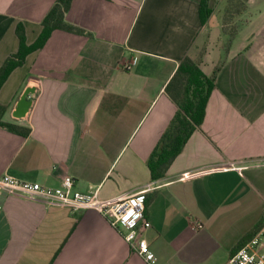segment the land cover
<instances>
[{
  "label": "crops",
  "instance_id": "0c3cea01",
  "mask_svg": "<svg viewBox=\"0 0 264 264\" xmlns=\"http://www.w3.org/2000/svg\"><path fill=\"white\" fill-rule=\"evenodd\" d=\"M53 2L0 0V67L18 49L16 24L31 44ZM199 3L71 0L64 19L85 33L53 30L0 87L3 121L28 129L0 127V177L55 188L69 175L73 191L104 200L149 186L141 238L154 264H223L264 210V27L235 25L228 36L229 1L209 0L204 23ZM184 57L205 75L215 71L214 87L201 127L152 180L147 159L177 110L165 88ZM27 87H35L32 105L16 119ZM0 203V264H150L96 209L11 191Z\"/></svg>",
  "mask_w": 264,
  "mask_h": 264
},
{
  "label": "trees",
  "instance_id": "16d2710c",
  "mask_svg": "<svg viewBox=\"0 0 264 264\" xmlns=\"http://www.w3.org/2000/svg\"><path fill=\"white\" fill-rule=\"evenodd\" d=\"M209 0H200L199 13L200 22L204 23L210 15V9L207 6ZM228 7L224 11L222 24H227V19L239 16L245 10L246 0H228ZM71 0H54L53 4L43 16L41 21L42 30L37 38L27 44L25 41V28L22 23H17L15 32L18 38V49L10 53L0 67V87L3 85L7 76L16 67L23 64L25 56L34 50L43 47L49 35L53 30H64L74 34H84L82 28L76 27L65 21L64 17L70 8ZM236 26L232 29H225L228 36H233L236 32ZM217 70V68L215 69ZM205 75L200 67L198 60L184 57L171 76L166 85V94L176 103L175 110L167 127L159 138L158 144L154 147L147 159V167L150 171L152 180H160L165 177L166 171L173 162L177 154L184 147L189 136L195 129H199L204 119L206 103L214 87V75ZM5 105L0 104V127L15 131L19 134H27L28 129L18 127L16 124L3 121ZM145 208L153 193L145 195ZM146 215V211H145ZM264 224V210L262 218L255 225V232ZM253 237V236H252ZM248 239V238H247ZM247 239H242L243 243Z\"/></svg>",
  "mask_w": 264,
  "mask_h": 264
},
{
  "label": "built area",
  "instance_id": "2783aa9c",
  "mask_svg": "<svg viewBox=\"0 0 264 264\" xmlns=\"http://www.w3.org/2000/svg\"><path fill=\"white\" fill-rule=\"evenodd\" d=\"M134 63L135 61L131 59L123 67L130 70ZM72 180V177L66 175L60 186L50 188L37 182L19 180L12 175L4 174L0 177V196L5 191H11L50 205H64L70 209H96L107 216L114 226L122 225L125 229V240L146 262L154 264L157 261L156 254L149 248L146 240L141 238L143 231L150 227L144 204L149 186L142 191L119 194L115 198L104 200L98 198L96 193L73 191ZM263 234L261 229L258 230L251 239L245 240L238 246L223 264H264V245L260 242Z\"/></svg>",
  "mask_w": 264,
  "mask_h": 264
},
{
  "label": "rangeland",
  "instance_id": "374dc122",
  "mask_svg": "<svg viewBox=\"0 0 264 264\" xmlns=\"http://www.w3.org/2000/svg\"><path fill=\"white\" fill-rule=\"evenodd\" d=\"M234 18L235 17H233V19ZM227 20L228 29H232L235 25H253L254 29H262L264 27V0H252V3L246 7L240 22L236 23V21L231 18ZM260 242L264 245V234Z\"/></svg>",
  "mask_w": 264,
  "mask_h": 264
},
{
  "label": "water",
  "instance_id": "95a60500",
  "mask_svg": "<svg viewBox=\"0 0 264 264\" xmlns=\"http://www.w3.org/2000/svg\"><path fill=\"white\" fill-rule=\"evenodd\" d=\"M35 91V87H27L21 93L16 106L12 110V116L16 119H22L26 116L30 106L32 105V99L29 97Z\"/></svg>",
  "mask_w": 264,
  "mask_h": 264
}]
</instances>
